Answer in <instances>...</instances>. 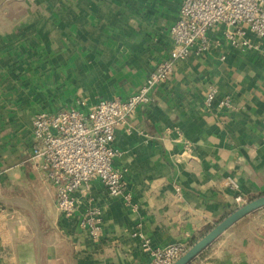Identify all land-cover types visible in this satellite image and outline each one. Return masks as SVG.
<instances>
[{
    "label": "crops",
    "instance_id": "0c3cea01",
    "mask_svg": "<svg viewBox=\"0 0 264 264\" xmlns=\"http://www.w3.org/2000/svg\"><path fill=\"white\" fill-rule=\"evenodd\" d=\"M182 0H11L0 9V264H147L151 246L188 242L245 198L264 192V38L256 50L225 42L178 60L153 100L114 140L123 193L94 179L60 215L55 188L27 161L35 112L126 97L168 55ZM7 7V8H6ZM6 9V10H5ZM209 85L229 94L220 118L202 109ZM97 207L100 238L75 217ZM5 217V216H4ZM189 264H264V206L218 236Z\"/></svg>",
    "mask_w": 264,
    "mask_h": 264
},
{
    "label": "built area",
    "instance_id": "2783aa9c",
    "mask_svg": "<svg viewBox=\"0 0 264 264\" xmlns=\"http://www.w3.org/2000/svg\"><path fill=\"white\" fill-rule=\"evenodd\" d=\"M218 24L223 26L225 42L243 50L258 49L264 38V0H182L168 28L172 40L168 55L156 62L135 91L124 98H103L93 104L77 98L72 105L54 112L42 110L32 115L35 143L27 161L54 186L60 215L73 216L75 193L94 179L101 181L110 195L123 193L120 171L113 164L118 153L113 144L116 134L130 131V116L138 106L153 100L154 87L169 78L178 60L208 49V31ZM201 104L205 113L220 118V113L231 106V98L209 85ZM218 186L237 191L236 207L247 201L232 176L221 178ZM12 216L0 206V219ZM75 221L93 238H100L103 218L99 208H88ZM145 246L147 264H171L188 248L185 241L153 247L145 240Z\"/></svg>",
    "mask_w": 264,
    "mask_h": 264
},
{
    "label": "water",
    "instance_id": "95a60500",
    "mask_svg": "<svg viewBox=\"0 0 264 264\" xmlns=\"http://www.w3.org/2000/svg\"><path fill=\"white\" fill-rule=\"evenodd\" d=\"M9 0H1L0 8ZM264 206V192L253 196L244 204L237 206L232 211L214 223L202 236L195 240L185 252H183L171 264H189L206 247H208L218 236L228 230L234 223L251 213L252 211Z\"/></svg>",
    "mask_w": 264,
    "mask_h": 264
},
{
    "label": "trees",
    "instance_id": "16d2710c",
    "mask_svg": "<svg viewBox=\"0 0 264 264\" xmlns=\"http://www.w3.org/2000/svg\"><path fill=\"white\" fill-rule=\"evenodd\" d=\"M254 196V195H253ZM253 196H250L249 198H247L248 200L249 199H251ZM236 208V206H233V208H231V209H229L227 212H226V214L228 213V212H230V211H232L233 209H235ZM213 225V224H212ZM212 225H209V226H207L206 227V230H205V232L212 226ZM203 235V234H202ZM199 237H194V238H192V239H190L188 242H187V246L189 247L195 240H197Z\"/></svg>",
    "mask_w": 264,
    "mask_h": 264
},
{
    "label": "rangeland",
    "instance_id": "374dc122",
    "mask_svg": "<svg viewBox=\"0 0 264 264\" xmlns=\"http://www.w3.org/2000/svg\"><path fill=\"white\" fill-rule=\"evenodd\" d=\"M0 1H1V0H0ZM7 2L9 3V4L7 5V7L10 8L11 10H15V8H18V9L20 10V7L17 6V5H14V3L11 2V0H9V1H7ZM4 6H5V5H4ZM2 7H3V6H2ZM2 7H1V8H2ZM7 7H6V8H7ZM1 8H0V9H1ZM1 10H4V9H1ZM5 10H6V9H5ZM256 195H257V194H256ZM254 196H255V195H254ZM247 200H248V199H247ZM217 221H218V220H217ZM217 221H216V222H217ZM216 222H215V223H216ZM204 232H205V231H204ZM204 232H202L201 234H199L197 237H200Z\"/></svg>",
    "mask_w": 264,
    "mask_h": 264
},
{
    "label": "bare ground",
    "instance_id": "6f19581e",
    "mask_svg": "<svg viewBox=\"0 0 264 264\" xmlns=\"http://www.w3.org/2000/svg\"><path fill=\"white\" fill-rule=\"evenodd\" d=\"M204 233H205V232H204ZM204 233H203V234H204ZM201 236H202V235H201Z\"/></svg>",
    "mask_w": 264,
    "mask_h": 264
}]
</instances>
